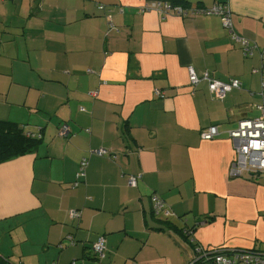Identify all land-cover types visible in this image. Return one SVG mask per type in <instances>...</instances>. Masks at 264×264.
Segmentation results:
<instances>
[{
  "label": "crops",
  "instance_id": "obj_1",
  "mask_svg": "<svg viewBox=\"0 0 264 264\" xmlns=\"http://www.w3.org/2000/svg\"><path fill=\"white\" fill-rule=\"evenodd\" d=\"M153 1L0 0V130L37 139L0 163V264H187L195 225L194 245L264 251V175L229 176L228 135L264 114V0H185L227 4L250 57L220 15L142 12ZM206 76L242 88L218 100Z\"/></svg>",
  "mask_w": 264,
  "mask_h": 264
},
{
  "label": "built area",
  "instance_id": "obj_2",
  "mask_svg": "<svg viewBox=\"0 0 264 264\" xmlns=\"http://www.w3.org/2000/svg\"><path fill=\"white\" fill-rule=\"evenodd\" d=\"M104 9V6H101ZM155 10L161 15L174 13L179 17L192 16L199 13L218 14L222 17L223 26L230 30L232 39L241 45L242 51L245 56H252L254 50L257 48L256 44L251 43L249 40L236 35L233 31L231 12L227 11V7L214 6L213 9L207 11H200L192 7L172 6L170 2L155 0L151 6L144 7L142 12ZM263 83L264 90V49L261 51ZM189 79L193 86L200 82V77L193 67L189 68ZM209 81V88L212 95L218 99L223 100L227 94L234 89H241L242 83L238 79H231L228 82H221L218 80H211L208 76L205 77ZM156 94L164 98V94L159 90ZM69 129L65 125L61 127L60 136L66 137ZM229 138L233 144L235 151V159L232 161L229 168V176L231 178L242 177L244 173H248L252 177L259 174H264V114L258 119H243L238 122V126L228 132ZM204 140H214L220 136V131L217 126H211L201 132ZM108 150L101 148L92 151V154L99 156L107 155ZM88 159L84 158L81 162V167L77 173V179L82 180L86 176V166ZM138 181V176H131L129 185L135 186ZM152 208L155 215H160L165 212V202L157 195L152 196ZM70 215L74 218L80 216V212L71 211ZM204 222V221H203ZM106 249V238L101 237L94 245V253L96 256L103 257L104 250ZM208 250H211L208 252ZM197 253L200 256L195 261H190L188 264H264V255L253 250H241L226 248L214 249L204 248L199 246Z\"/></svg>",
  "mask_w": 264,
  "mask_h": 264
},
{
  "label": "trees",
  "instance_id": "obj_3",
  "mask_svg": "<svg viewBox=\"0 0 264 264\" xmlns=\"http://www.w3.org/2000/svg\"><path fill=\"white\" fill-rule=\"evenodd\" d=\"M161 1L170 2L172 6L189 7L187 1H185V0H161ZM216 5L222 6V7H227V9H228L227 11L230 10L229 6L227 4H216ZM104 10H105V7H104ZM109 25L112 26L111 24H109ZM246 57H248V56H246ZM40 138H41V136H40ZM36 141H37V139H34L33 134H25L23 130H18V131H14V130L2 131V130H0V163H3L5 161L19 155V154H23V153L31 151L32 145L34 146V143ZM110 154L111 153L108 150L107 155H104V156H108ZM87 167H88V165L86 166V170H87ZM256 177H258V175ZM80 181L81 180L77 179L75 181V183L73 184V186L74 187L78 186L80 184ZM197 226H199V225H195L194 228H191V229L181 230L182 235L185 238L186 242L189 243L190 246L195 250V252L193 254L194 256L192 257V259L190 261H195L200 256V254L197 253V249L199 248V246L194 245L192 243V240L190 239V237L194 235V232H195V229ZM214 249H223V247H215ZM241 250H253L255 252H259V253L264 255V251L260 250L259 248L241 249ZM210 251L211 250H208V252H210ZM95 257H97V256L95 255Z\"/></svg>",
  "mask_w": 264,
  "mask_h": 264
},
{
  "label": "water",
  "instance_id": "obj_4",
  "mask_svg": "<svg viewBox=\"0 0 264 264\" xmlns=\"http://www.w3.org/2000/svg\"><path fill=\"white\" fill-rule=\"evenodd\" d=\"M259 177L261 176V174L258 175Z\"/></svg>",
  "mask_w": 264,
  "mask_h": 264
},
{
  "label": "rangeland",
  "instance_id": "obj_5",
  "mask_svg": "<svg viewBox=\"0 0 264 264\" xmlns=\"http://www.w3.org/2000/svg\"><path fill=\"white\" fill-rule=\"evenodd\" d=\"M262 175H264V174H262ZM158 216V215H157Z\"/></svg>",
  "mask_w": 264,
  "mask_h": 264
}]
</instances>
